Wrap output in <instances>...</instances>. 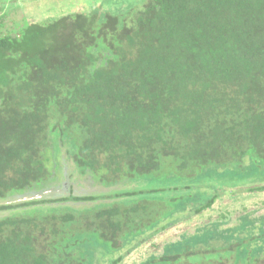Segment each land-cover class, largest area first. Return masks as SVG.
I'll return each instance as SVG.
<instances>
[{"label": "trees", "instance_id": "trees-1", "mask_svg": "<svg viewBox=\"0 0 264 264\" xmlns=\"http://www.w3.org/2000/svg\"><path fill=\"white\" fill-rule=\"evenodd\" d=\"M245 166L264 169V0H148L0 36V264H122L214 207L178 180ZM250 215L141 264H264Z\"/></svg>", "mask_w": 264, "mask_h": 264}, {"label": "rangeland", "instance_id": "rangeland-1", "mask_svg": "<svg viewBox=\"0 0 264 264\" xmlns=\"http://www.w3.org/2000/svg\"><path fill=\"white\" fill-rule=\"evenodd\" d=\"M148 0H1L0 1V36L17 35L26 24L45 23L58 20L62 17L75 14H91L96 11H123L132 7H143ZM191 178L180 181L181 186L190 187L187 193L196 192L197 189H211L219 193L214 207L201 215H193L187 210V215L181 222L161 232L143 247L134 251L122 264H141L151 254L160 255L163 247L178 241L183 234H192L191 239H198V230L206 225L219 223L223 227L232 228L239 224L240 218L250 213L252 219H264V194H250L249 189L264 185V169L256 170L252 166H245L239 170L214 171L202 180L192 181ZM177 178L167 177L165 180H155L146 184L170 185L176 184ZM179 184V183H178ZM212 190V189H211ZM62 190L57 194H62ZM30 198L14 199L12 204L29 201ZM33 199H38L33 198ZM197 207V206H195ZM14 211L13 213H16ZM193 212V211H192ZM20 213H22L20 211ZM11 212H5L7 216ZM2 215V214H1ZM166 224L168 223L165 222ZM164 223V225H165ZM264 222H260L259 226ZM202 232V231H201Z\"/></svg>", "mask_w": 264, "mask_h": 264}]
</instances>
